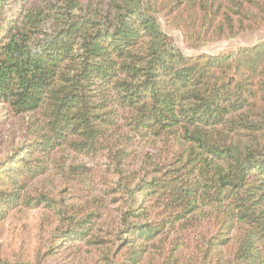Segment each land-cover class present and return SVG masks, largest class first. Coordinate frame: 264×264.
<instances>
[{
  "label": "trees",
  "instance_id": "16d2710c",
  "mask_svg": "<svg viewBox=\"0 0 264 264\" xmlns=\"http://www.w3.org/2000/svg\"><path fill=\"white\" fill-rule=\"evenodd\" d=\"M264 0H0V264H264Z\"/></svg>",
  "mask_w": 264,
  "mask_h": 264
},
{
  "label": "rangeland",
  "instance_id": "374dc122",
  "mask_svg": "<svg viewBox=\"0 0 264 264\" xmlns=\"http://www.w3.org/2000/svg\"><path fill=\"white\" fill-rule=\"evenodd\" d=\"M164 33L169 35L174 46L188 57L199 55H218L221 53H233L239 48L251 46L264 41V30L258 33L244 34L230 41L208 44L199 48H191L184 42L182 34L168 27L163 19L157 17ZM39 213H26L11 221L4 227L3 239H0L2 248L11 254L12 252L24 250L28 255L33 253L36 242V224L40 220ZM50 264H69L64 255L54 257Z\"/></svg>",
  "mask_w": 264,
  "mask_h": 264
}]
</instances>
